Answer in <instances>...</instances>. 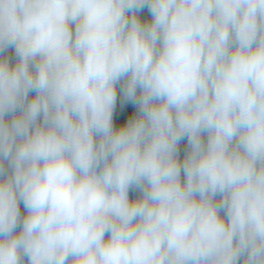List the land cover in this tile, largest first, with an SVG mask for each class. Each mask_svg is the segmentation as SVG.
Instances as JSON below:
<instances>
[{"label":"clouds","instance_id":"9594fccd","mask_svg":"<svg viewBox=\"0 0 264 264\" xmlns=\"http://www.w3.org/2000/svg\"><path fill=\"white\" fill-rule=\"evenodd\" d=\"M0 264H264V0H0Z\"/></svg>","mask_w":264,"mask_h":264},{"label":"trees","instance_id":"16d2710c","mask_svg":"<svg viewBox=\"0 0 264 264\" xmlns=\"http://www.w3.org/2000/svg\"><path fill=\"white\" fill-rule=\"evenodd\" d=\"M129 111H131V109H129Z\"/></svg>","mask_w":264,"mask_h":264}]
</instances>
